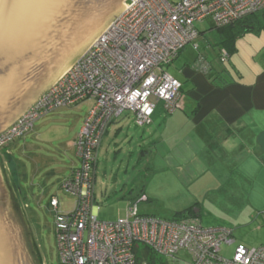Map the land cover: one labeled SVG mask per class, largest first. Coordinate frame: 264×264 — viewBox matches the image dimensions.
I'll use <instances>...</instances> for the list:
<instances>
[{"label": "built area", "instance_id": "obj_1", "mask_svg": "<svg viewBox=\"0 0 264 264\" xmlns=\"http://www.w3.org/2000/svg\"><path fill=\"white\" fill-rule=\"evenodd\" d=\"M125 6L91 46L0 131L2 154L46 114L93 101L75 140L79 166L61 184L75 206L61 211L57 196L49 203L56 217L58 264H264V245L238 243L231 228L141 215L139 203L147 200L145 194L130 202L124 217L99 220L95 193L98 150L109 125L125 112L133 113L139 125L149 124L156 101H163L170 113L179 107L183 85L167 67L187 44L198 47L196 24L210 17L217 27H226L263 12L264 0H126ZM229 58L221 51L222 62ZM196 66L209 69L203 58ZM142 245L151 251L139 257ZM224 245L234 246L230 257L221 254ZM181 252L183 257L178 256Z\"/></svg>", "mask_w": 264, "mask_h": 264}, {"label": "rangeland", "instance_id": "obj_2", "mask_svg": "<svg viewBox=\"0 0 264 264\" xmlns=\"http://www.w3.org/2000/svg\"><path fill=\"white\" fill-rule=\"evenodd\" d=\"M196 26L201 34L197 40L200 48L198 49L193 43L187 44L181 56L167 67L168 70L174 74L175 70L178 71V68L184 64L194 63L203 53L213 63L215 69L229 67L236 73L231 58L223 63L219 57V49L225 44L222 40L228 38L225 32L217 29L210 17L198 22ZM105 28L101 31L103 32ZM254 33L256 32H250L248 35ZM237 40L241 46L239 56L251 57L254 47L244 36ZM81 54L82 52L78 57ZM72 63L74 61L69 62L67 66ZM234 79L236 80V77ZM92 105L93 101L86 100L77 106L57 108L35 121L33 131L13 142L9 151L0 154V175L8 198L5 204V216L12 227V239L19 264L59 263L56 217L49 203L53 196H57L62 204L61 211L72 210L75 206V199L61 188V183L70 173V167L65 168L67 164H71L72 159L76 162L79 160L75 153V142L73 151L65 149V145L69 140H76ZM178 110L184 117L183 109ZM155 111L153 124L150 126L139 125L133 113L125 112L109 127V134L103 138L98 155L95 184L96 201L100 206L99 220L114 221L124 217L130 202L137 200L143 194L147 195L149 201L144 200L139 203L141 215L168 218L176 211L186 208L191 197L186 180L188 178L183 175H173L177 171L182 174V171L176 167L182 160L188 161L186 152L183 151L184 146H177L166 158H163L158 151V146L165 151L172 149L168 141L172 135L161 137L159 133L161 129L156 127L169 119L173 121L175 117L170 118L173 115L166 110L163 101H156ZM175 120L185 121L178 117ZM118 126L123 128L116 134ZM8 154L11 155L14 167L8 159L10 156ZM156 156L157 158L154 159ZM57 161H59L58 165ZM52 165H55L54 169L57 171L54 174H52ZM171 165L176 166L171 169L172 167H169ZM165 167H168L166 169H170V172L165 170ZM191 190L193 192L192 188ZM225 193L229 196L228 187L222 188L220 194L211 192L206 198L202 193L197 195L203 205L202 212H205L201 221L204 226H227L224 224L236 220L235 217L238 216L242 206L230 201L227 195L225 198ZM213 195H216L220 201L210 200L209 197L213 198ZM234 235L238 237L235 232ZM245 245L252 246L248 243ZM143 248L142 245L141 250ZM233 251V245H224L221 254L230 257ZM140 255H143V251H140ZM183 255L184 252H181L178 256L183 257ZM164 260L167 259L164 257Z\"/></svg>", "mask_w": 264, "mask_h": 264}, {"label": "crops", "instance_id": "obj_3", "mask_svg": "<svg viewBox=\"0 0 264 264\" xmlns=\"http://www.w3.org/2000/svg\"><path fill=\"white\" fill-rule=\"evenodd\" d=\"M255 16L258 18H254L257 23L245 24V31L234 36V44L225 42L230 47L232 54L230 58L236 67V73L229 67L215 69L213 63L203 53L195 59L194 63L184 64L178 68V71L175 70L174 74L172 73L183 86L179 107L171 112L173 116L170 118L178 117L185 121L169 119L156 127L161 129L159 132L161 137L172 135V138H168L169 147L172 148L168 150L169 152L158 146V151L163 158L173 153L172 151L180 145L184 146L183 151L186 152L188 161L182 160L176 167L182 171V174L178 171L173 174L188 178L186 180L191 197L183 210L193 207V212L197 214L195 217L201 223L205 212H202L203 205L197 195L202 193L206 198L211 192L220 194L222 188L228 187L229 196L228 193L224 196L227 195L230 201L240 204L242 209L235 217V221L232 220L224 225L232 229L233 235L234 232L238 234V237L234 235L238 243H248L252 245L251 247L264 245V11ZM239 27L235 25L232 28L234 31H240ZM250 32L256 33L248 35ZM229 36L226 35V37ZM241 36H244L255 49L249 58L244 55L239 56L241 46L237 39ZM197 48H200L199 44ZM220 52L221 49H219V57ZM201 58L209 65L207 71L196 66ZM178 109H183L184 117ZM115 121L109 127L115 124ZM151 124L153 119L148 125ZM109 127L105 135L109 134ZM122 128L118 126L116 134L120 133ZM73 140H69L65 145L68 151H73V148L75 150V139ZM156 158L157 156L154 157ZM58 163L59 161L57 165ZM78 166L79 161L76 162L73 159L71 164H67L65 168L70 167V173L66 175L62 183ZM175 166L169 167L173 169ZM54 167L55 165H52V174L57 172ZM166 168L168 167H165V170L170 172V169ZM209 199L220 201L216 195ZM147 201H149L148 197ZM99 215L100 210L98 218Z\"/></svg>", "mask_w": 264, "mask_h": 264}, {"label": "water", "instance_id": "obj_4", "mask_svg": "<svg viewBox=\"0 0 264 264\" xmlns=\"http://www.w3.org/2000/svg\"><path fill=\"white\" fill-rule=\"evenodd\" d=\"M125 1L0 0V131L91 46L126 8ZM7 201L0 175V264H19L8 240L13 237Z\"/></svg>", "mask_w": 264, "mask_h": 264}, {"label": "trees", "instance_id": "obj_5", "mask_svg": "<svg viewBox=\"0 0 264 264\" xmlns=\"http://www.w3.org/2000/svg\"><path fill=\"white\" fill-rule=\"evenodd\" d=\"M256 14H258V13H256ZM256 14H253V15H251V16H248V17H246V18H244V19H242V20H239V21H236L235 23H233V24H230V25H228V26H226V27H222V28H219V27H217V29H219V30H223V32H225V33H227L226 35H230L226 40H224V42H229V43H231V44H234V41H235V35H237V34H239V33H242V31H245V24H248V25H252V23L253 22H255V23H257L255 20H254V18H256V19H258L255 15ZM254 23V24H255ZM235 25H237V27L238 26H240L239 28H241V30L239 31V30H236V31H234V28H232V27H234ZM228 33H230V34H228ZM229 43H227V44H229ZM227 44H224L223 45V47H221L220 49H221V51H223V50H225L227 53H229V55L231 56V50H230V47H228V45ZM234 47V46H233ZM183 50V49H182ZM181 52V51H180ZM180 54V53H179ZM220 56H221V52H220ZM224 63V62H223ZM8 155H10V154H8ZM8 155H7V157H8ZM9 161L11 162V165L14 167L15 165L13 164V160H12V158H11V155L9 156ZM15 171H16V173H17V168L15 169ZM13 174H15V172L13 173ZM17 187V186H16ZM195 216H197V214L196 213H194L193 212V207H191V208H188V209H186V210H183V211H178V212H176L173 216H171V217H168V218H164V219H168V220H182V219H192V220H194V221H196V222H198V223H200V221H199V219H197ZM201 224V223H200ZM202 225V224H201ZM204 226V225H203ZM205 227H210V226H205ZM138 251H144V252H147V251H151V249H149V248H146V247H144L142 250L140 249V250H138ZM140 254V253H139ZM143 255H139V257H142ZM151 259H152V262H153V260H154V256H153V254H151ZM153 264V263H152Z\"/></svg>", "mask_w": 264, "mask_h": 264}, {"label": "bare ground", "instance_id": "obj_6", "mask_svg": "<svg viewBox=\"0 0 264 264\" xmlns=\"http://www.w3.org/2000/svg\"><path fill=\"white\" fill-rule=\"evenodd\" d=\"M67 67H68V66H67ZM67 67H66V68H67ZM66 68L64 69V72L68 69V68H67V69H66ZM64 72H63V73H64ZM11 232H12V231H11ZM4 237L7 238L6 234L4 235ZM16 237H17V236H16ZM7 239H8V238H7ZM8 240L10 241L11 244L14 242V241H12V238H9ZM15 242H16V239H15Z\"/></svg>", "mask_w": 264, "mask_h": 264}]
</instances>
